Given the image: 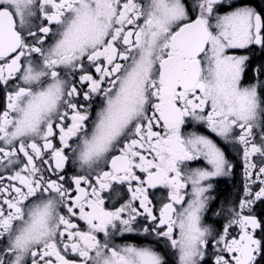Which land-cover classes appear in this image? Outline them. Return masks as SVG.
Wrapping results in <instances>:
<instances>
[{
	"label": "snow or ice",
	"instance_id": "1",
	"mask_svg": "<svg viewBox=\"0 0 264 264\" xmlns=\"http://www.w3.org/2000/svg\"><path fill=\"white\" fill-rule=\"evenodd\" d=\"M252 45L244 0H0V264H264V66L231 54ZM221 142L245 182L218 230Z\"/></svg>",
	"mask_w": 264,
	"mask_h": 264
},
{
	"label": "flooded vegetation",
	"instance_id": "2",
	"mask_svg": "<svg viewBox=\"0 0 264 264\" xmlns=\"http://www.w3.org/2000/svg\"><path fill=\"white\" fill-rule=\"evenodd\" d=\"M249 6L254 7L258 12L264 13V0H244ZM231 54L237 55H248L250 57V67L255 68L257 65L264 66V49H261L257 45H252L248 49H236L231 50ZM261 80L264 81V76L261 77ZM254 81L253 72L250 70L243 81V84L246 86L248 83ZM3 106V94L0 93V108ZM221 147L225 149L227 159L233 165V169L228 176L214 178L211 183L213 184V189L210 190V210L206 213V222L212 224V226L218 230H222L223 226L227 223L226 219L218 215L221 208H230L232 202L235 201L237 204L239 199L244 195V165L242 152L238 153L235 149L223 145L221 142ZM200 165L203 164V161L199 162ZM199 166V165H194ZM79 171L78 167H75L71 163L67 165L65 175L67 177L73 176L76 172ZM74 188V185L72 186ZM115 190H110L109 192L104 193L106 197V203L111 206L113 203H116L118 200L123 202V199L128 198L127 186L115 185ZM159 193L157 192V196ZM110 197V199H108ZM214 198V199H212ZM253 214L260 219H264V201H258L253 208ZM214 222V223H213ZM82 225V222H81ZM257 235H261L258 231ZM118 243H143V237H132L127 241L117 240ZM161 248L164 247L163 244L160 245ZM212 247L209 246V251H212ZM169 251H171L169 249ZM168 260L174 264V257L169 255ZM209 264L211 261L209 260Z\"/></svg>",
	"mask_w": 264,
	"mask_h": 264
}]
</instances>
